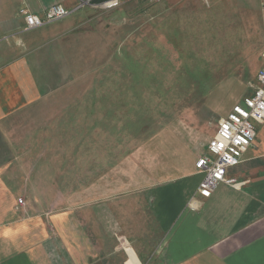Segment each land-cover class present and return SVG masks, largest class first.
I'll return each instance as SVG.
<instances>
[{
  "label": "rangeland",
  "instance_id": "obj_1",
  "mask_svg": "<svg viewBox=\"0 0 264 264\" xmlns=\"http://www.w3.org/2000/svg\"><path fill=\"white\" fill-rule=\"evenodd\" d=\"M64 5L73 11L33 29L30 51L40 61L59 38L67 82L17 119L20 152L30 160L26 195L40 202L54 196L41 204L46 209L91 206L101 193L124 201L148 184L145 172L158 161L151 138L173 128L206 151L220 118L257 83L264 0Z\"/></svg>",
  "mask_w": 264,
  "mask_h": 264
},
{
  "label": "crops",
  "instance_id": "obj_2",
  "mask_svg": "<svg viewBox=\"0 0 264 264\" xmlns=\"http://www.w3.org/2000/svg\"><path fill=\"white\" fill-rule=\"evenodd\" d=\"M75 1L0 0V264H264V122L228 169L236 184L221 182L210 197L198 192L204 174L196 168L207 147L188 146L173 128L149 140L158 161L145 172L148 184L124 201L101 193L91 206L52 210L41 204L54 196L26 195L29 159L17 119L66 84L69 68L59 38L42 60L33 56L36 31L19 12Z\"/></svg>",
  "mask_w": 264,
  "mask_h": 264
},
{
  "label": "built area",
  "instance_id": "obj_3",
  "mask_svg": "<svg viewBox=\"0 0 264 264\" xmlns=\"http://www.w3.org/2000/svg\"><path fill=\"white\" fill-rule=\"evenodd\" d=\"M119 0H105L103 5L112 6ZM70 10L61 2L53 3L43 14H37L26 7L20 9L26 30L37 29L69 15ZM264 122V53L263 66L257 73L253 90L235 104L220 118L217 130L207 143V151L196 161V168L204 174L198 192L210 197L221 182L235 183L227 175L228 169L240 164L246 151L257 137L256 123ZM19 202L23 200L20 198Z\"/></svg>",
  "mask_w": 264,
  "mask_h": 264
},
{
  "label": "trees",
  "instance_id": "obj_4",
  "mask_svg": "<svg viewBox=\"0 0 264 264\" xmlns=\"http://www.w3.org/2000/svg\"><path fill=\"white\" fill-rule=\"evenodd\" d=\"M103 1H105V0H91V2H93V3H100V2H103Z\"/></svg>",
  "mask_w": 264,
  "mask_h": 264
}]
</instances>
